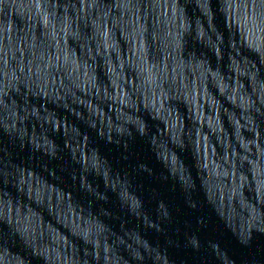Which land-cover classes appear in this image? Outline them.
Returning <instances> with one entry per match:
<instances>
[{"label": "clouds", "instance_id": "obj_1", "mask_svg": "<svg viewBox=\"0 0 264 264\" xmlns=\"http://www.w3.org/2000/svg\"><path fill=\"white\" fill-rule=\"evenodd\" d=\"M0 264H264V0H0Z\"/></svg>", "mask_w": 264, "mask_h": 264}, {"label": "water", "instance_id": "obj_2", "mask_svg": "<svg viewBox=\"0 0 264 264\" xmlns=\"http://www.w3.org/2000/svg\"><path fill=\"white\" fill-rule=\"evenodd\" d=\"M223 211L225 212V214H227V208H224Z\"/></svg>", "mask_w": 264, "mask_h": 264}]
</instances>
